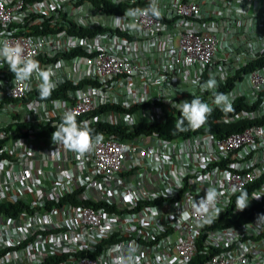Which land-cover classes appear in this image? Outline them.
<instances>
[{"label":"built area","instance_id":"2783aa9c","mask_svg":"<svg viewBox=\"0 0 264 264\" xmlns=\"http://www.w3.org/2000/svg\"><path fill=\"white\" fill-rule=\"evenodd\" d=\"M133 1L0 0V41L51 67L54 89L78 85L39 99L35 76L25 89L0 61V203L23 205L0 213V264H114L129 245L136 264L197 254L202 264H264V213L211 225L217 214L204 220L192 207L210 187L221 213L264 198V0H157L159 18L114 9ZM210 77L218 86L205 90ZM217 93L230 95L231 111L213 103ZM192 98L212 106L215 131L109 133L83 157L53 142L40 144L42 166L32 156L35 129L58 127L66 111L130 128L181 117Z\"/></svg>","mask_w":264,"mask_h":264},{"label":"clouds","instance_id":"9594fccd","mask_svg":"<svg viewBox=\"0 0 264 264\" xmlns=\"http://www.w3.org/2000/svg\"><path fill=\"white\" fill-rule=\"evenodd\" d=\"M150 14L159 18L162 13L158 6L157 0H150L147 9H132L126 15L137 16ZM117 21L120 18H116ZM0 61L7 63L9 70L13 73L17 82L21 83L25 89L30 88V81L35 76L39 81V89L42 97L50 96L55 87L52 77L55 75L51 67L43 69L38 60L32 54H26L25 48L19 43L9 41H0ZM194 83H196L194 81ZM217 80L210 77L206 83L201 85L205 90L215 89ZM213 103L223 111L232 110V102L229 94L217 93ZM180 104L181 120L179 125L187 123L191 129L203 127L213 108L208 103L203 102L200 98H192L191 101H183ZM101 136L94 135L92 129L86 122L78 123L76 114L73 111H66L63 115L62 122L55 128L52 133V141L70 151H73L83 157L85 154L95 150L101 141ZM221 193L215 188L206 189L205 195L199 200L192 203L195 214L204 220H211L213 213L220 215L221 211L217 207ZM260 197L254 198L259 199ZM249 205L248 193L242 191L237 197L235 207L239 211L245 210ZM136 251L133 245H129L127 253L115 259L114 264H136L137 258L133 255Z\"/></svg>","mask_w":264,"mask_h":264},{"label":"trees","instance_id":"16d2710c","mask_svg":"<svg viewBox=\"0 0 264 264\" xmlns=\"http://www.w3.org/2000/svg\"><path fill=\"white\" fill-rule=\"evenodd\" d=\"M130 8V9H136L138 7H144L148 8L147 3L141 1V0H134L132 4L127 5L126 3H123L122 5L114 8L116 10H121L123 8ZM37 30L36 27L33 28L32 32H35ZM69 31L83 34L86 33V30L80 29L79 31H75L73 29H70ZM83 80L79 82L81 84ZM78 85H73L72 83H61L57 88L52 90L50 96L48 97H42L40 94V91H33L32 95L35 96L36 98L43 99V100H49L53 98H63L66 97V90L70 88H74ZM63 118V117H62ZM62 118L58 119V122H62ZM77 122H79V118H77ZM181 120V117H177L176 119H172L170 117H167L166 119L160 121L157 124H150L148 125L147 123H141L138 126H131L130 128L123 126L121 127L120 125H115V124H109V123H96L94 125H88L94 135H103V134H109L113 133L116 135L118 139L124 140L127 138H130L134 136L137 132L139 131H144L148 132L151 130L157 131L159 135L165 138H175V137H184L190 133L194 132H202V131H215L217 129V124L218 123H213L212 121L208 120L207 123L199 128V129H191L187 123L185 122L184 125L180 126L179 121ZM56 124H43L39 125L38 128L35 129V135L37 136H43V137H48L49 134L52 131H55ZM232 128L229 127V130ZM23 205L20 202H5V203H0V213L4 214H15L16 212L20 211L22 209ZM264 213V198L260 203L254 204L250 210L242 212L240 215L233 214L230 209H227L223 213H221L218 218L216 219L215 222H213L211 225H226V224H234V223H240L242 221H248V220H253L258 218ZM204 255L203 254H197L193 259L190 264H202L204 260ZM56 259L49 258L47 259L45 263H54Z\"/></svg>","mask_w":264,"mask_h":264},{"label":"crops","instance_id":"0c3cea01","mask_svg":"<svg viewBox=\"0 0 264 264\" xmlns=\"http://www.w3.org/2000/svg\"><path fill=\"white\" fill-rule=\"evenodd\" d=\"M39 139H37V141L35 142V145L33 146V157L35 158V163L39 166H42L43 165V162H42V159H41V156L43 154V150L41 149V146L40 144L41 143H46V142H53L52 141V138H47V137H41V136H38ZM63 151H66V149H62ZM62 154V152H60Z\"/></svg>","mask_w":264,"mask_h":264}]
</instances>
